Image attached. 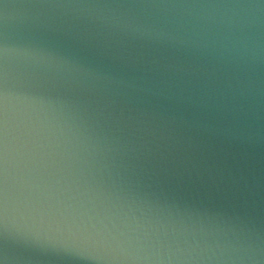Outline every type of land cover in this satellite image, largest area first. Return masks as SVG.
<instances>
[{
  "label": "water",
  "instance_id": "1",
  "mask_svg": "<svg viewBox=\"0 0 264 264\" xmlns=\"http://www.w3.org/2000/svg\"><path fill=\"white\" fill-rule=\"evenodd\" d=\"M0 264H264V0H0Z\"/></svg>",
  "mask_w": 264,
  "mask_h": 264
}]
</instances>
